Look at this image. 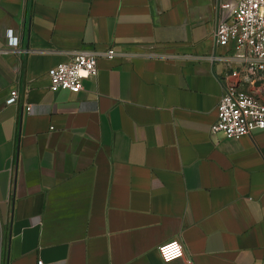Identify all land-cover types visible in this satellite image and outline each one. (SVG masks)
Wrapping results in <instances>:
<instances>
[{"label":"crops","instance_id":"obj_1","mask_svg":"<svg viewBox=\"0 0 264 264\" xmlns=\"http://www.w3.org/2000/svg\"><path fill=\"white\" fill-rule=\"evenodd\" d=\"M232 4L0 0V264H165L175 239L191 264L264 261V130L210 134ZM109 49L79 93L50 90Z\"/></svg>","mask_w":264,"mask_h":264},{"label":"built area","instance_id":"obj_2","mask_svg":"<svg viewBox=\"0 0 264 264\" xmlns=\"http://www.w3.org/2000/svg\"><path fill=\"white\" fill-rule=\"evenodd\" d=\"M222 9L229 10L230 15L218 22L214 41L216 47L227 50L221 58L226 72L222 76L223 93L210 134L238 141L264 130V0H233L232 5H222ZM7 36L8 46L17 48L16 31H9ZM114 57L113 49L105 53H75L69 61L49 70L50 90L79 93L85 80L96 77L98 60ZM19 99L18 92L13 90L8 103L17 105ZM25 111L31 114L34 109L29 105ZM157 251L165 264L175 261L191 264L185 259L179 239L158 246Z\"/></svg>","mask_w":264,"mask_h":264}]
</instances>
